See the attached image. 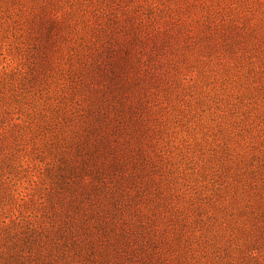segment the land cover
Segmentation results:
<instances>
[{
    "label": "trees",
    "instance_id": "1",
    "mask_svg": "<svg viewBox=\"0 0 264 264\" xmlns=\"http://www.w3.org/2000/svg\"><path fill=\"white\" fill-rule=\"evenodd\" d=\"M189 11L0 0V42L20 31L0 71V264H264V174L205 184L165 149L158 102L192 50H220ZM30 172L37 194L10 197Z\"/></svg>",
    "mask_w": 264,
    "mask_h": 264
},
{
    "label": "rangeland",
    "instance_id": "2",
    "mask_svg": "<svg viewBox=\"0 0 264 264\" xmlns=\"http://www.w3.org/2000/svg\"><path fill=\"white\" fill-rule=\"evenodd\" d=\"M176 2L189 6L191 21L211 17L212 38L220 50H192L189 67L182 69L187 80L173 79L171 94L158 102L166 125L165 149L178 166L192 168L188 173L194 179L205 170V184L214 182L224 167L252 166L264 174V0ZM19 34L9 31L0 42V71L8 62L17 67L9 59ZM29 175L34 179L15 181L10 197H18V189L22 195L37 194V173Z\"/></svg>",
    "mask_w": 264,
    "mask_h": 264
}]
</instances>
